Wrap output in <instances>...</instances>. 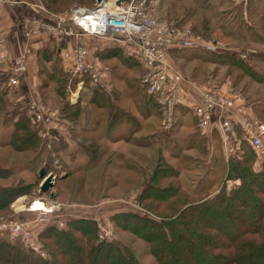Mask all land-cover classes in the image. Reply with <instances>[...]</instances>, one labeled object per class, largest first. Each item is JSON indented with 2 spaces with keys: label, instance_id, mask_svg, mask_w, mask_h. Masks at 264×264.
I'll return each instance as SVG.
<instances>
[{
  "label": "trees",
  "instance_id": "1",
  "mask_svg": "<svg viewBox=\"0 0 264 264\" xmlns=\"http://www.w3.org/2000/svg\"><path fill=\"white\" fill-rule=\"evenodd\" d=\"M167 1H170L171 4L169 10L165 11L166 13L162 17H159L157 13L159 12L157 11L159 0H154L149 8L159 19L173 24L179 33V40L169 53L168 61L174 65L176 70L182 73L185 79L197 87L208 92L225 90L230 96L236 95L237 99L247 101L250 104L252 115L259 119L254 113L251 102L234 85L231 74L222 78L218 84H213L212 76L199 81L197 75L183 71V65L195 59L196 53L193 50L199 49L218 54L217 49L211 51L206 48V45L216 48L217 43L210 41V39L206 40V38L211 37L210 21H204L200 28L196 27V30H200L198 33L201 35L204 47H183L181 44V39L185 37L183 25L186 22L188 13H193L194 10H191V12L185 10L184 13L186 14L178 15L173 8L180 0ZM76 2L77 0H39L41 6L38 8L37 18H49L42 8L50 15H57L67 11ZM191 30L195 31V29ZM23 36L25 38L24 26ZM70 40L74 39L64 42L58 41L59 47L63 50L60 52V56L56 53L58 49L45 50L43 60L53 62L52 74L64 77L63 83L68 93H74L73 91L77 89L82 81V90L85 89V81L92 91H100L102 95H98V92L94 93L87 103V113L84 117L81 116L82 110L85 109L81 102V94L79 101L72 104L70 103V95H66L68 102H65L62 97L65 93L61 94L60 91L58 99L65 103H62L60 108L58 107L59 112L45 106L43 101L40 102L37 92H33V96L34 99L37 98V101H34L42 105V113H57L59 120L63 121L64 125L67 124V128L70 127L68 128L69 131L70 129L73 130L72 127L75 126L76 128L78 126L77 124L81 122V118L85 119L84 130L82 132L77 131L79 133L75 137L67 131L64 135L52 133L49 140L43 139V127L30 111L32 100L22 104V106L26 105L27 111L25 110L17 119L12 120L11 124L14 129L8 141H6L5 148L10 149L14 154L31 153L32 161H29L30 163L42 162L43 166L48 167L52 162L50 159L47 161L43 158L46 144H51L49 146L50 153L59 156L60 151H63V149L71 150L70 153L76 152L70 145L72 142H76L79 137L80 142L77 151L87 153L89 159L93 156L89 163L92 168H96L100 159L98 151L101 145L98 141L101 140V137H96L93 134L95 133L92 130L93 127L102 123L107 126L108 124L116 125L117 123L120 125L121 121L123 123L131 122L129 120L131 113L128 109L121 107L118 100H115L116 88L112 85L111 72L108 68H104L101 62L102 53L95 51L91 56V60L98 68L99 82L97 84H94L86 75L70 78L74 59H67L63 54V52L72 50L74 47L73 45L65 46L71 44ZM93 42L90 38L84 39V43L88 47ZM111 45L112 49L107 51H110L111 57L123 65V68L127 67L125 63L134 68L137 65L139 67V78L135 77L131 84L134 89L131 94L135 99L133 103L138 106L139 114L143 113L148 116L150 113H154L153 109H158L163 114L162 127L164 128L165 110L158 104L155 97L149 93L148 87L143 82L146 71L140 55L130 46ZM114 50H118V52ZM120 50H123L126 55H122ZM249 53L242 54V52H238L230 55L220 53V55L226 56L225 61L230 63V70L235 69L244 73L245 60L243 59H247ZM174 57L183 59V64H178ZM129 58L132 59V62H129ZM10 73H0L1 104L3 100L7 101L10 98L12 92H17L23 86V79L18 85L11 86L9 83ZM128 90L129 88L126 89V91ZM139 90L144 96L137 98L136 93L139 94ZM183 90L184 102L176 108L185 112L191 111L197 127L196 117L189 104H200V98L188 84L183 85ZM145 94L147 95L145 96ZM56 99L55 97L52 102ZM96 108L100 111H97ZM139 108L145 110L140 111ZM0 110L5 112V108L0 107ZM8 116L12 119V116L9 114ZM138 125L142 126L141 123H138ZM197 130V133H200L205 140L212 138L214 135L220 136L216 127L210 132L213 136L210 133L203 134L198 128ZM171 131L172 128L164 133L168 136ZM155 136L157 134L150 137ZM234 138L236 143L239 144V151L236 155H232L230 158L227 157L222 144L220 145V155L223 156L225 162L223 164L226 166H224L225 175L221 176L219 170H216V173L214 169L209 175L208 173L205 175L198 186L196 185L195 190H189L183 186L179 169L171 167L160 153H158L159 157L152 159L147 167L138 165V163L125 164L124 169L128 170L127 172L135 173L136 166H138V170L140 169V174L136 173L135 177L138 176L137 181L141 179L139 185L141 190L134 200L135 210L137 211L115 214L109 219L117 237L113 241L104 242L101 240L96 220L72 219L77 218V215L84 216L86 213L71 209L75 212V215H71L64 207L56 213L59 217L56 216L46 223L36 222L34 228H32L33 239L42 249L47 250L50 258L43 260L30 250L11 242L10 238H2L0 239V264H142L136 255V247L141 244L142 247H145L146 253L152 256L157 264H264V168L259 169L256 167L258 155L242 137L238 129H235ZM62 140L65 142L64 147L62 149L56 148L55 145L62 142ZM90 140L93 144H88ZM215 152L216 149L214 151L213 148L210 151L209 148L211 158H214ZM216 159H218V162ZM216 159L213 163L219 164V158ZM226 161L228 164H226ZM10 171V169L0 166V179L8 180L11 175ZM223 177L224 180L219 184L218 180ZM123 178V180H126L125 177ZM22 183L18 182V185L16 184L17 186L13 187L0 186V214H2L0 220L23 218L19 213L13 214L11 205L22 196H31V189L34 186L33 184L22 185ZM40 196L34 195V198ZM103 198L107 201L110 200L106 196H103ZM122 200L128 202L132 199L125 196ZM66 212L67 216H65ZM9 214H12V216L9 217ZM61 221L65 224L63 228H60ZM71 256L76 258V263H72Z\"/></svg>",
  "mask_w": 264,
  "mask_h": 264
},
{
  "label": "rangeland",
  "instance_id": "2",
  "mask_svg": "<svg viewBox=\"0 0 264 264\" xmlns=\"http://www.w3.org/2000/svg\"><path fill=\"white\" fill-rule=\"evenodd\" d=\"M95 3H97L96 0H83L80 2L79 0H77V2L75 4H72L69 7V9L73 7L74 5L89 6L92 8V6L94 7L96 5ZM170 4H171L170 1L159 0L158 6H157V11H159L157 13L159 14V17H162L163 15H165L166 13L165 11L169 10ZM69 9H67V11ZM173 10H175V12L178 15H180V14H186L184 13L185 10L187 11V10H196V9L195 7L190 5L189 2L185 1V2H180V3L178 2L175 8H173ZM65 12H62V13H65ZM210 16H211L210 14L207 15V13L203 12L202 10L201 12L199 11V13L193 18H190L188 14V21H190L189 23H192L193 25H196V24L200 25L199 23L202 24L204 22L203 20H201L202 18H205V17L208 18ZM224 24H227V23H224ZM183 26H185L184 28L186 29L192 27L190 24H188V22H185ZM193 29H195V31L191 30L193 35L201 36L200 33H198L200 30H196L197 28L195 27H193ZM209 30L211 34L212 32H215V34L217 35L216 31L212 30V28H210ZM209 39L210 41H213V39L215 38L214 36L206 38V40H209ZM239 39L240 41L243 40V38L241 37H239ZM247 39L248 38L246 37L244 38L245 41ZM246 52L247 51L245 49V51L242 52V54ZM262 57L264 58V53L255 54V53L250 52L249 57L247 59L245 58L243 59L245 60L244 61L245 69H244V73H242L239 70H235V69L230 70V67H229L230 63L225 61L226 56L220 55V54H213V52H210V51H205V50L203 51V50L197 49L195 59H193L192 61L188 63H185V65H183L184 67L183 71H185L188 74L197 75V79L199 81L204 80L208 76H214L215 78L212 82L213 84H218L219 82H221L222 78H225L226 76L231 74L230 76L234 80L233 81L234 85L237 86V88L243 93L242 95L246 97L249 102H251L254 108V113L257 115V117H259L260 120L264 122V61L259 60ZM138 71H139V67L137 65L135 66V68H133V72H131L130 70L128 71V74L129 72H131L129 76H131L133 73V78L135 77L139 78ZM55 76L56 77H54L52 80H49L50 76H47V83H50V81H52L53 84H50V85L47 84L45 85V88H43L42 94L45 99V101H43L45 106H49L55 112H59L58 107L60 108V105L62 103H65L66 101L68 102L66 95H70L69 97L71 101L70 103L75 104L79 101L80 94H81V102H82L83 107H85V109L82 110L83 113L81 116L84 117L85 114L87 113V108H86L87 103L90 101V98L94 95V93L98 91H92L89 88V86H87V83L84 81L85 89L82 90L83 84L80 83L77 89L73 91L74 93L70 94L65 89V85L63 83L64 77H60L58 74H55ZM71 77L73 76H71L70 74V78ZM119 87L123 91H125L126 89L123 83L122 85L120 84ZM60 91L62 92L61 94L65 93V95L63 94L62 96L63 99H65L64 100L65 102L64 101L61 102L58 99V96L60 95ZM138 92H140V90ZM99 94L102 95L100 91L98 92V95ZM136 95H137V98L144 96L142 92H140L139 94L136 93ZM146 95L147 94H145V96ZM55 97L57 99L54 102H50L51 100L53 101ZM13 99L14 98L10 97L7 101L3 100V103L2 104L0 103V107L5 108V112H2L1 116L5 120L4 125L7 124L6 127L8 126V123L11 125L12 120L17 119L21 114L25 112V110L27 111L26 105L22 106V104H20L19 106L17 105L18 103L17 102L15 103V100ZM127 101H129L130 106L132 105L131 106L132 111L135 110V107L132 101L130 100H127ZM120 105L123 106L124 108H130V107H127V104L120 103ZM139 109L140 111L145 110L143 108H139ZM96 110L100 111L97 108ZM133 112L129 120L131 121L130 128L132 127V130H135L134 133L136 137H134V134H130L132 130L128 131L126 128L125 129L120 128L123 133L112 132L111 136L113 138H116V140L122 137V135H125V137L129 135L132 136L133 144L138 147L137 149L139 150V154L143 155L146 160L147 159H153V160L157 159L159 157L158 153H160L162 157L166 159V162L170 164L171 167L175 169L177 168L179 169L177 170L181 173V176H180L181 182L186 189L195 190L194 188L198 186V183L205 177V175L207 173L209 175L214 169L215 171L219 170V174L221 176L225 175L224 174L225 165L223 164L225 162H224L223 156L220 155L221 152L219 148V146L222 144L220 136L215 138L216 136L215 135L213 138V140H215L216 142L215 143L216 152L214 154V158H211L209 155L208 142L205 139L201 138L200 133H196L195 122H194V118L192 116L191 111H188L185 114L179 116L177 108L175 109L172 132H170V135L168 136L165 135V133L163 132V127H162L163 114L158 109L156 108L153 109L154 113L149 114L148 116L143 113L137 116L135 113L133 114ZM8 114L12 116V119L9 118ZM133 115H136L137 117H134ZM141 115L143 116V118H141ZM82 120L83 119L81 118L80 119L81 122L77 125H80L81 127H83L86 122L84 121L85 119L83 121ZM58 121H61V120L58 119ZM138 121L141 124L152 126L154 133L158 135L157 138L156 137L155 138H151V137L145 138L144 137L145 135L152 136L153 133H151L152 132L151 129H150L151 131L147 130V132L138 133V131L136 130L138 129V124H137ZM61 122L64 123L63 121ZM98 125L104 126V123L98 124ZM123 125L126 126V124H123ZM123 125H120V126H123ZM136 125H137V128H136ZM72 128L73 130L70 129V131L68 130V132H70L71 135L75 137L77 136V133H79L77 132L78 130H76L78 127L76 126L75 128L74 126ZM98 128L93 130L95 131V133L93 134L96 137L100 136L101 137L100 141L104 142L105 144H108L107 141L104 140L105 138H103L104 136L103 127L100 129ZM74 130H75V134L73 135ZM53 132L58 134L56 130H54ZM46 140H49V138H47ZM141 140L145 141L146 144H149V145L154 144L153 146H155L156 149L143 150L144 146L140 144L142 143ZM50 145L51 144H46L45 151L43 153L44 154L43 158L47 161L50 159L52 162L51 165L46 167V166H43L42 163H40L36 165V168L31 170L30 172L26 171L28 162L32 161V154L24 153L23 156L21 155L20 157L19 166L15 168L18 171L17 175H15L12 179L10 176L8 180H3V181L0 180L1 186L13 187V186L18 185L17 177L23 175L26 178L25 179L26 182L25 181H19V182H23L22 185L33 184L34 186L31 189L32 190L31 196L29 197L27 195L22 196L19 198L21 199V201H18L19 199H16V201L11 205L13 214L16 213L18 208L22 209L26 207L29 203L41 199V198H36V199H33V198H34V195H40V186L43 180L40 178L39 174H40V171L44 169L45 172L47 173V176H50V175L53 176L52 177L53 187L45 195L49 196V193L57 192L59 195L58 200L69 201V202L75 201V202H79L83 204L77 203L75 205H69V204L64 205L62 203H59L56 199L55 200L51 199L52 201L48 200L50 197H47L46 199L47 203L53 204V205L61 204V205L67 206L66 208H64V209H67V211L74 209L77 212L79 211L83 212V210H85L87 212L86 215L84 216L77 215L76 216L77 218H72V219L74 220H82V219L96 220L99 226V234H100L99 236L101 240L104 242L113 241V239L117 237H116V234H114L115 232L112 226L110 225L109 219L115 214H119L123 212L134 213V211H137L135 210L136 208H135L134 200L139 195V192H138L139 189L138 187L134 188V186L140 185L141 179H139L140 181H137L135 179L136 178L135 175L127 171L123 172L122 175H120L121 177L122 176L125 177L126 180H123L124 179L123 177L122 179L115 178L114 176H112L111 173L106 174L105 171H109L110 169V168L108 169V166H112V165H108V163L111 164L112 163L111 161L112 160L114 161L112 156L115 153L111 152L110 159L107 156H105L103 159H99L97 164L98 163L100 164H98L96 168H92L89 163L90 159H88L87 157H81L78 154L74 157H72L71 155H61V153L69 154L70 151L68 149L67 150L63 149V151L59 153L60 155L58 156L55 153H50V150H51L49 147ZM64 145H65V142L62 140V142L56 144L55 146L58 149H62ZM212 149L213 148L211 146L210 151H212ZM9 151L11 150L6 148L3 151L4 153H2V155L4 154V156H6L5 154H7V152ZM119 152L120 151L118 150V153ZM141 155L139 159L135 157L137 159L136 162H138L139 164L142 163L145 167H147L148 162L138 161V160H142ZM18 156L19 155L16 154L14 157H18ZM216 158H219L220 160L219 164L216 162L213 163ZM216 161L218 162V159H216ZM226 164H228L227 161H226ZM16 165L18 164L16 163ZM83 170L84 172L80 173ZM67 172L72 173L71 176L67 179L65 178L60 179L61 178L60 176H62L63 173H67ZM81 177L85 180V183ZM119 179L121 180L119 181ZM222 180H224V177L222 179H219L218 183L221 184ZM117 182H118V185H117ZM126 192L127 194H125ZM32 196L33 198H31ZM103 196H106V198L110 200L108 201L105 200ZM125 196L132 200L125 202L124 200H122V198ZM22 201H24V204L21 203ZM119 203H122V204H119ZM29 205L27 206V208L30 207ZM80 205H83V206H80ZM12 206L17 207L16 210H14L15 207L13 208ZM20 215L23 218L21 219L18 218V219L26 220L25 215H23L22 213ZM67 215L68 214L66 212L65 216ZM8 216L11 217L12 214H9ZM3 220H0V221H3ZM63 227H65V224L64 226H60V228H63ZM103 230L104 231L106 230L109 232V235L111 237L110 240L103 237V234L105 233ZM2 238H6V239L10 238L11 242H14L20 245L21 247H23L24 249H26L25 245L21 242L20 239L14 238L8 233L1 235L0 239ZM141 245H138V247H136L137 259H139L142 264H157L154 258L146 253L145 247H142L143 245L142 246ZM44 251L47 253V250H44ZM47 258H50V255L48 257V254H47ZM71 258H72V263H76L75 261L76 258L74 256H71Z\"/></svg>",
  "mask_w": 264,
  "mask_h": 264
},
{
  "label": "built area",
  "instance_id": "3",
  "mask_svg": "<svg viewBox=\"0 0 264 264\" xmlns=\"http://www.w3.org/2000/svg\"><path fill=\"white\" fill-rule=\"evenodd\" d=\"M119 1L102 0L100 3H95L96 5L105 3L103 11L96 10L93 6L91 8L74 5L65 13L57 15L49 13L48 19L27 18L22 23L25 38L30 40L37 35L48 34L60 42L77 40L74 48L63 54L67 59H74L72 76L86 75L94 84L99 82L98 68L91 60L92 49L84 43L85 38L94 37L108 44L132 47L140 55L146 71L143 80L145 86L165 110V132L173 127L175 108L184 102L183 85L188 84L200 98V104H189L196 117L199 131L209 134L216 127L225 155L230 158L239 151V144L234 138L235 129H238L258 155L256 167L264 168V123L252 115L250 104L243 99H237L236 95L230 96L225 90L205 91L185 79L182 73L176 70L168 61V57L179 40V33L173 24L159 19L151 11L149 6L154 0H125L118 5ZM6 4H14V2L0 0V11ZM184 35L185 37L181 39L183 47H204L201 36L193 35L190 28L184 31ZM206 48L211 51L216 49L210 45H206ZM8 58V53L3 50L0 53V61L4 62ZM27 71V55L15 58L9 76L11 86H16L22 79L24 80ZM30 111L43 127V139L50 138L51 134L55 133L54 130L59 135L67 133V125L58 121L57 113H42V105L35 101L30 103ZM37 203L44 205L45 208L34 210V205ZM29 206L27 211L37 214V218L34 221L20 219L0 221V236L8 233L20 239L27 249L46 259L47 253L33 239L32 223L50 222L56 216L59 217L56 213L64 207L40 199L31 202ZM60 226H64V223L60 222ZM104 232L103 237L110 240L109 232L106 230Z\"/></svg>",
  "mask_w": 264,
  "mask_h": 264
},
{
  "label": "crops",
  "instance_id": "4",
  "mask_svg": "<svg viewBox=\"0 0 264 264\" xmlns=\"http://www.w3.org/2000/svg\"><path fill=\"white\" fill-rule=\"evenodd\" d=\"M11 1L14 2V4H6L0 11V53L4 50L9 55V58L6 61L4 62L0 61V73H3V72L10 73V70L13 66L14 59L26 54L27 57L29 58V69L27 71L28 73L26 74L25 79L23 80V86L19 88L17 92H12L10 94V97L14 98L13 100H15V103L17 102L19 103L18 105H20V104H25L26 102H31L32 100L33 101L36 100L37 98L34 99L33 92H37V95L39 96L38 99L40 102H42V101H45L43 94H42L43 88H45V85L47 84L48 85L53 84L52 81H50V83H47V76H50L49 80H52L55 76L52 74V71H51L53 70V67H54L53 62L51 61L48 62V61L43 60L44 52L45 50L58 49L56 50V53L60 56V52L63 50H61V47H59V44H58L59 42L55 40L54 38H52L51 36H49L48 34H43L41 36L37 35L35 37H32L30 41L29 40L27 41L23 36V26H22L23 24L22 23L27 18H37V15L39 14L38 8L39 6H41L39 3V0H11ZM185 1L189 2L190 5H192L196 9L193 11V13H188L190 18H193L194 16H196L199 13V11L201 12L202 10L203 12L207 13V15L209 14L211 15L210 17L208 18L205 17V18H202L201 20L210 21L209 28H212V30L216 31L217 35L215 34V32H212V34L211 33L210 34L211 36H214L215 38L213 39V41L217 43L216 49L218 50L217 51L218 54L225 53V54L230 55L231 52L232 53L244 52L245 49L248 53L249 52L255 53V54L264 53V0H180V2H185ZM42 9H43V12L45 13L46 10L44 8ZM197 9H200V10H197ZM46 15H49V12ZM185 21L188 22V24L192 26L190 27L191 29H193V27L200 28L201 23H199L200 25L198 24L193 25L192 23H189L190 21H188V15ZM224 23H227V24H224ZM184 27L183 29H186ZM239 37L243 38V40L240 41ZM245 37L248 38L246 41L244 40ZM90 40L94 41L93 44L90 46V49H92V53L95 51L98 53L99 52L102 53L103 58L101 62L104 68H108V70L111 72V78L113 81L112 85L114 88H116L115 89V100H118L119 103L127 104V107H130V108H125V109H128L131 114L134 111L133 114L135 113L138 116L139 115V112L137 109L138 106L133 103V100L135 99L134 97H132L133 95H131L134 92L133 91L134 89L132 88L133 85H131L133 82L132 80L134 79L133 73L131 76H129V74L133 72L134 67H131V65H129L128 63H125L127 64L126 65L127 67L123 68V65L119 64V62L115 58H112L111 57L112 54L110 53V51H107V50L112 49L111 44H108L105 41H102L94 37H90ZM69 42H71V44L65 45L66 47L72 46V45L75 46L77 44V40L76 41L70 40ZM114 51L118 52V50H114ZM193 51L196 53L197 50H193ZM121 52H122V55L123 54L126 55V53L123 50ZM174 58L177 60L178 64L181 65L183 63V59H180L177 57H174ZM259 60L264 61V58L262 57ZM129 62H132V59L129 58ZM130 70L131 72H129L128 74V71ZM212 78L214 80L215 77L212 76ZM122 83L125 85L126 89L129 88L128 91H126L125 89L126 91L125 92L119 87V85L120 84L122 85ZM127 100L132 101L135 107V110L132 111V108H131L132 105L130 106L129 101ZM50 102H52V100ZM2 112L4 111L0 110V166H4L5 168H8L11 170L10 176L12 179L15 175H17L18 171L15 168L19 166L20 157L21 155L23 156V154L22 153L14 154V152L9 151L7 152V154H5L6 156H4V154L2 155V153H4L3 151L6 149L5 148V145L7 144L6 141H8L14 129V128L12 129L13 127L12 124L10 125L8 123L7 127H6L7 124L4 125L5 120L1 116ZM185 113L186 112L183 111L182 109H178L179 116ZM136 115H133V116L137 117ZM141 118H143L142 115H141ZM138 123L140 122L138 121ZM123 124H126V126H124ZM130 124L131 122L123 123V121H121L120 123V125H123V126L118 125V123L116 125L108 124L107 126L105 124H104L105 126L96 124L97 128L99 127L98 129L103 127V134H104L103 138H105L104 140L107 141L108 143V144H105L104 142L98 141V143H100L101 145V148L98 151L100 159H103L105 156H107L110 159L111 152L115 153L112 156L114 161L110 160L112 163L111 164L108 163V165H112V166H108V169L110 168L109 171H105L106 174L111 173L112 176H114L115 178L122 179V177L119 175H122V173L126 171V169H124L125 164H128V165H133L134 163L137 164L138 162H136L137 160L136 158L139 159L141 155L139 154V150L137 149L138 147L133 144L132 136L129 135L125 137V135H122V137H120L117 140L116 138H113L111 136V131L123 133L121 129L126 128L128 131L132 130V127L130 128L131 126ZM96 126L93 127L92 130L96 129ZM77 127H78L77 130L79 132H82V130H84L85 125L83 127L78 125ZM136 128H137V125H136ZM150 129L152 130L151 132L153 133L152 135H155L156 133H154L153 127L150 125L142 124L141 127L138 125V129L136 130L139 133V132H147V130L151 131ZM195 129L197 133L198 130L196 127V123H195ZM163 131H164V128H163ZM134 132L135 130H132L130 134H134V137H136ZM74 134L75 132L73 133V135ZM157 136L155 137L157 138ZM214 136L212 138L206 139V141L208 142V147L211 148L212 146V148H214V151H215L216 142L215 140H213ZM218 136L219 135H216L215 138ZM144 137H150V136L145 135ZM155 137H151V138H155ZM201 138L203 137L201 136ZM79 142L80 141L78 137L77 141L72 142V144L70 145L73 147L72 148L73 150H76V152L69 153V154H62L61 153L62 151H60L61 155H71L72 157H74L78 154L81 157L88 158L87 153L82 152V151L81 152L77 151L79 147ZM141 142L142 143L140 144H143L145 141L141 140ZM88 144H93V143L90 140ZM153 145L154 144H150V145L146 144L145 142L143 145L144 146L143 150L156 149V147ZM118 150L120 151L119 153H118ZM70 152L72 151L70 150ZM220 152H221V148H220ZM16 154L19 156L14 157ZM91 158L93 159V156H91ZM91 158H90V162H91ZM141 158L142 160H138V161L148 162V164H150L152 160V159L146 160L143 155H141ZM16 163L18 165H16ZM40 163L42 162L34 163V164L28 162L26 171L30 172L31 170L36 168V165ZM140 165H143V164L140 163ZM135 168H136V171L135 173L133 172V174L134 175L136 173L140 174V169L138 170V166H136ZM82 172H84V170L81 171L80 173ZM71 174L72 173H68V172L63 173V175L60 176L61 178L60 177L59 178L67 179L71 176ZM137 178L138 176L135 179ZM17 179L16 180L18 182L19 181L26 182L25 180L26 178L23 175L18 176ZM84 183H85V180H84ZM135 187H138L139 189L138 192L140 193L141 189L139 185H136ZM50 194H54L55 195L54 200L56 199L59 203H62L64 205L65 204L75 205L77 203L83 204V203H79L75 201L69 202V201L58 200L59 195L57 192H54V193L51 192L49 193V196L42 194V196L36 197V198H41L40 200L46 201L47 197H50ZM48 200L52 201L50 198ZM18 201H21V199H19ZM21 203L24 204V201H22ZM64 205L63 207L66 208L67 206H64ZM27 206L22 209L18 208L17 213H20V214L22 213L23 215H25L26 220L34 221V219L37 217L36 216L37 214L28 212ZM80 206H83V205H80ZM12 207L14 208L15 206H12ZM16 208L17 207H15L14 210H16ZM83 212L87 214L85 210H83ZM68 214L75 215V212L74 210H69ZM32 224H33L32 228H34V222ZM33 254L35 253L33 252ZM43 260H47V258Z\"/></svg>",
  "mask_w": 264,
  "mask_h": 264
},
{
  "label": "water",
  "instance_id": "5",
  "mask_svg": "<svg viewBox=\"0 0 264 264\" xmlns=\"http://www.w3.org/2000/svg\"><path fill=\"white\" fill-rule=\"evenodd\" d=\"M97 3H100L102 0H96ZM125 0H120L117 4L120 5L122 2H124ZM40 178L43 180L42 181V184L40 186V194L44 195L46 193H48L51 188L53 187V182H52V175L50 176H47V173L45 172L44 169H42L40 171V174H39ZM55 198V195L54 194H50V199H54Z\"/></svg>",
  "mask_w": 264,
  "mask_h": 264
},
{
  "label": "bare ground",
  "instance_id": "6",
  "mask_svg": "<svg viewBox=\"0 0 264 264\" xmlns=\"http://www.w3.org/2000/svg\"><path fill=\"white\" fill-rule=\"evenodd\" d=\"M105 6H106L105 3H101L99 5H95L94 7H96L95 8L96 10H102L103 11V9L105 8ZM39 208H45V207H44V205L39 204V203H37V204L34 205V210H38Z\"/></svg>",
  "mask_w": 264,
  "mask_h": 264
}]
</instances>
